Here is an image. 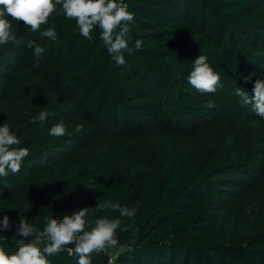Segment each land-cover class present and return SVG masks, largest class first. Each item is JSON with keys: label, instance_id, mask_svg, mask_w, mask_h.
Returning <instances> with one entry per match:
<instances>
[{"label": "trees", "instance_id": "trees-1", "mask_svg": "<svg viewBox=\"0 0 264 264\" xmlns=\"http://www.w3.org/2000/svg\"><path fill=\"white\" fill-rule=\"evenodd\" d=\"M123 2L135 14L129 47L143 42L125 65L99 28L88 40L63 14L36 32L8 17L25 44L0 45V125L30 155L0 176V221L12 224L3 234L10 239L21 216H38L42 230L48 217L87 207L92 221L122 220L116 264H264V119L235 95L264 80V0ZM53 24L55 41L40 35ZM27 40L44 47L40 58ZM201 54L221 77L215 93L188 82ZM59 122L66 135L49 136ZM107 200L136 215L95 207ZM91 259L107 264L102 252Z\"/></svg>", "mask_w": 264, "mask_h": 264}, {"label": "clouds", "instance_id": "clouds-1", "mask_svg": "<svg viewBox=\"0 0 264 264\" xmlns=\"http://www.w3.org/2000/svg\"><path fill=\"white\" fill-rule=\"evenodd\" d=\"M57 6H60L59 10ZM53 13L63 14L66 19L75 20L80 34L88 40L93 38L91 33L94 28H99V38L117 65H125V53L131 56L134 51L142 49L141 40H135L134 48L129 47V41L132 40L130 25L135 14L128 10V5L123 0H0V45L9 42L25 44L24 37L17 39L12 32L8 17L22 21L31 31L36 32L40 30L41 25L48 23ZM55 27L54 24L51 25L40 35L55 41ZM26 46L34 49L33 54L37 58L45 52L44 47L38 45L35 40H27ZM192 64L188 75L190 85L201 93H215L220 86L221 77L208 63L207 56L199 55ZM251 75L243 78L245 83L251 81ZM252 92L253 95L250 96L237 87L235 95L243 105H251L256 115L264 119V80L257 78ZM205 106L211 109L215 105L212 101H207ZM48 115V112L42 111L38 119L43 123ZM10 129L11 125L8 123L0 125V176H7L9 172L18 173L25 158L30 155L28 148L18 147L20 140ZM82 129L81 124L75 127L76 132ZM66 133L65 124L59 122L50 128L48 135L63 137ZM95 207L100 210L118 211L120 217L128 218H132L137 212L136 207L121 206L119 201L111 200L96 204ZM38 220V216L31 220L32 222L21 216L15 234L9 239L3 233L11 230L12 224L7 215L3 216L0 221V264H51L48 257L58 256L64 251L78 257L77 264H92L93 253L100 254L118 244L116 234L122 224L119 218H98L92 221L87 207L78 209L71 215H63L62 219L48 217L42 230L37 227ZM9 241L16 245L14 252L7 250Z\"/></svg>", "mask_w": 264, "mask_h": 264}, {"label": "built area", "instance_id": "built-area-1", "mask_svg": "<svg viewBox=\"0 0 264 264\" xmlns=\"http://www.w3.org/2000/svg\"><path fill=\"white\" fill-rule=\"evenodd\" d=\"M119 249L120 247L116 245L115 247L108 248L106 251L102 252L103 254L106 255L107 264H116V258Z\"/></svg>", "mask_w": 264, "mask_h": 264}]
</instances>
